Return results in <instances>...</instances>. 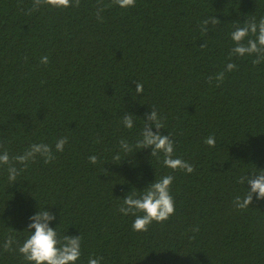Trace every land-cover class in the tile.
Here are the masks:
<instances>
[{"label": "trees", "instance_id": "1", "mask_svg": "<svg viewBox=\"0 0 264 264\" xmlns=\"http://www.w3.org/2000/svg\"><path fill=\"white\" fill-rule=\"evenodd\" d=\"M32 3L0 0V151L16 156L41 142L55 151L65 136L68 143L53 162L38 157L12 183L0 167V264H29L18 245L43 209L55 215L49 226L61 238L82 237L76 264L89 257H103L101 264H264V199L253 194L244 210L233 204L250 190L237 178L264 171V62L229 55L231 32L264 17V0H136L128 9L103 0L111 5L103 22L97 0L27 15ZM209 16L220 23L202 33ZM230 62L237 67L227 72ZM221 71L220 87L210 85L208 77ZM153 106L164 117L160 134H170L176 157L193 173L165 167L150 147L135 148ZM126 113L134 115L133 129L123 126ZM209 136L215 147L204 143ZM122 138L132 153L120 149ZM165 175L174 177L175 214L134 231L135 216L118 211L122 199ZM8 235L17 241L11 252L2 247Z\"/></svg>", "mask_w": 264, "mask_h": 264}, {"label": "clouds", "instance_id": "2", "mask_svg": "<svg viewBox=\"0 0 264 264\" xmlns=\"http://www.w3.org/2000/svg\"><path fill=\"white\" fill-rule=\"evenodd\" d=\"M112 3L118 5L122 9L135 7L136 0H112ZM81 0H33L32 7L26 12L31 15L40 9L41 6H51L55 9H66L69 7H79ZM109 4H104L103 0H97L95 16L99 22H103L102 13ZM23 11L24 9L21 8ZM220 21L214 16H209L200 23V30L202 33L209 31V24L217 25ZM231 40L234 42V47L230 51V56L238 57L255 56L252 60L253 65H259L264 62V17H261L257 22L255 17L249 21H245L243 27L236 26L235 30L231 32ZM207 44L203 43L200 48H206ZM40 63L47 65L49 57L47 55L40 58ZM237 65L235 63H228L226 71L231 72L235 70ZM215 80L216 87L225 80V72L221 71L215 77L209 76L208 83L211 85ZM136 93L142 94L144 86L142 83H136ZM134 115L126 113L122 118L123 126L127 129L134 127ZM144 126L140 133V139L135 142L136 149L151 148V156L160 158L163 155V165L172 170H183L188 174L195 171V168L189 162L175 155V141L169 135H161L160 129L165 128L164 117L160 115L153 106L150 113H145L143 119ZM153 127L156 129L154 132ZM68 143V137L59 138L54 146L47 143H32L23 154L10 156L7 149L0 151V167L7 166V179L10 183L17 180L21 172L25 171L29 163L36 162L37 158H42L45 164H49L56 159L55 153L63 152L65 145ZM204 143L210 147L216 146L214 136H209L204 140ZM120 149L125 153L133 152V145L126 139H120ZM3 149V145H0ZM89 162L92 164L99 163V158L95 155L90 156ZM114 161H121L119 153L113 156ZM17 165H23L18 168ZM174 177L172 175H165L161 179L151 183L148 188L140 193L130 192L126 198L122 199V204L118 211L123 215L135 216L132 224V229L136 232H147L153 222L164 223L175 214V200L170 194L171 185ZM240 184H247L250 186L246 196L241 198L236 196L233 200L234 206L239 210H244L249 207L253 200V194H256V199H264V171L252 176H240L237 178ZM142 213V215H138ZM32 222L28 225L30 236L25 239L22 245H18V252L23 256L24 260L29 264H76L80 259L82 237L64 235L59 236L56 228L49 226L51 221L56 219L55 215L47 210H40L35 215L29 218ZM193 232H198L199 227L193 228ZM195 237H192L194 239ZM17 243L15 236L8 235L3 243V249L6 252H11L13 244ZM103 257L92 258L89 257L88 264H101Z\"/></svg>", "mask_w": 264, "mask_h": 264}]
</instances>
